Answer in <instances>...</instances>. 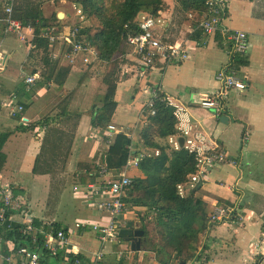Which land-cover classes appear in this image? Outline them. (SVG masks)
Returning a JSON list of instances; mask_svg holds the SVG:
<instances>
[{"label": "crops", "instance_id": "obj_1", "mask_svg": "<svg viewBox=\"0 0 264 264\" xmlns=\"http://www.w3.org/2000/svg\"><path fill=\"white\" fill-rule=\"evenodd\" d=\"M21 2L22 0H17V3L20 4ZM46 8L47 12L45 11V14L48 17H52L54 13H63L59 6L54 3L46 4ZM4 16V0H0V33L4 32L7 34L5 30L6 24L2 21ZM64 18H66L65 13ZM236 19L246 29L242 31L248 34L249 54L247 59H249V65L244 67L242 72L244 76L248 77L249 83L245 90L232 91L229 94L224 108V110L228 111V123L222 120L218 121L219 110H209L199 104L201 96L212 95L221 86L220 81L216 80L214 76L218 71L226 69L230 61L228 49L222 50L215 47L214 39L216 36L208 39L207 47L194 46L190 44L191 41L182 39L180 42H187L189 46V57L180 65L154 68L142 83L136 80V66L131 67L128 69L127 76L122 84L121 100L117 91L119 107L113 119V124L116 125L118 131H126V129L127 131H132L140 128L142 114L152 95V91L149 94L150 89L148 87L155 86L161 92L166 93L170 101L178 105L184 121V127L187 130H192V138L201 142L202 146L216 142L219 144L220 149L224 150L228 155L229 162L211 171L205 178L204 183L207 184L210 191L214 194L232 201L234 203L232 208L236 211V215L225 223L216 224L211 228L207 234L205 248L191 264H201V260L205 257L210 258L207 264H255L256 258L263 257L260 264H264V47L259 44L264 41V0H231L230 9L223 21V25L226 28L236 30L226 25L227 21L235 25ZM169 22L163 34L167 31ZM256 23H260L262 27L254 30ZM251 32L257 33L254 43L251 42ZM27 34H31V30H28ZM252 44H254V50L251 52L250 46ZM0 47H2V44H0ZM28 49L30 50L29 47ZM60 50L61 56H64L60 64L65 67L67 46L63 42L60 45ZM13 54V50H10L8 57L4 61L0 60V63H4L3 69H0V73H2L0 76V133L13 132L4 147L7 159L0 176L3 183L13 185L16 192L22 193L25 191L24 187L13 183V175H10L9 171L16 172L17 170L33 169L38 160L41 141L43 140H40V138L45 132L42 130H62V128L58 124L51 125L48 128L38 126L34 131H29L32 136L27 144V139L24 137L27 131L18 129L20 125L27 126L14 118H8L6 114L3 115L4 112L1 111V106L6 100L10 99L11 95L22 91V94L18 95L27 106V108L25 107L26 114L31 124L32 121L38 118L54 117L57 114L55 112L57 110L56 107L63 102L69 92H66L67 86L62 85V83L60 86H52L56 83L53 80L47 85L50 88L48 91L50 94L35 92V95H33L36 88L30 92L27 91L21 74V83L17 82V87L16 85L12 86L13 81L7 79L4 74L7 69V61L12 58ZM251 58L254 60V64L251 62ZM39 68H41L40 64L35 66L28 64L21 69L35 71ZM70 75H72V72ZM144 83H148L149 86H145ZM92 85H94L93 81L85 85V90H87L86 86L90 88ZM13 88L15 89L13 90ZM55 89L57 90L55 91ZM30 94L31 96L28 99ZM79 96L80 93H77L73 97L74 102L71 106L73 110L78 111L75 102H77L76 98H79ZM120 103L124 104V106H120ZM90 108H92V105ZM33 110L35 111L33 113L35 116L31 114ZM135 110L139 112L138 119L135 117ZM78 113L82 112L78 111ZM230 115H236L234 121H232ZM127 116H131L130 120H127ZM133 124L134 127L131 129L129 125ZM77 133L76 148L72 156V160L74 162L77 161L76 168L79 164L78 162H90L93 159L95 145L101 143L100 134L92 126L91 117L87 113H82ZM84 144H87V147H85L84 153H81L80 147ZM133 146L136 147L137 143L134 142ZM134 149H138V146ZM69 173V170H64L62 174L66 175H62V177H67ZM41 177L47 178V174H43ZM63 179L65 178L61 180ZM61 180L59 181L60 184H62ZM64 183L65 185L61 186V189L64 188L63 202L67 201V196L64 192H68L66 190L68 183L66 180H64ZM91 186H94V188H91ZM76 187L79 190H76ZM55 190L58 192L57 188ZM87 190L93 193V197L84 195ZM99 192L92 182L87 186L73 184V200L81 204L84 220L92 217L97 218L94 224H90L87 221L77 223L87 224L88 226L107 225L109 223L110 216L100 211L97 205ZM201 196L209 204L216 202L209 196ZM20 199L22 200V198ZM25 207L27 208V206ZM35 213L31 210V214ZM31 214L28 211H24L23 217L31 218ZM61 217L54 216V222L61 223ZM240 217H242V221H240ZM39 218L45 219L43 217ZM15 219L21 220V216L17 215ZM42 220L40 222L43 223ZM62 224L69 228L70 246L68 249L60 250L57 254L49 256L51 259L50 263L77 264L75 262L77 259L73 261L71 257L74 253L83 256L80 264H90L91 260H94L104 248V243L100 240L99 235L92 230L75 229L76 224L72 226L70 224ZM7 241L5 248L2 247L1 249V254L4 257L10 256L11 249L16 247L14 241ZM7 245L8 249H6ZM121 253H118L120 257L118 258L112 252H107L99 259V263L157 264L155 253L147 251V249L140 252L138 260H135V258L133 260L128 259V252H123L124 256H121ZM125 253L127 256H125ZM4 257L0 255V264H10ZM107 257L111 258L110 262L108 261L109 263L105 261Z\"/></svg>", "mask_w": 264, "mask_h": 264}, {"label": "trees", "instance_id": "obj_2", "mask_svg": "<svg viewBox=\"0 0 264 264\" xmlns=\"http://www.w3.org/2000/svg\"><path fill=\"white\" fill-rule=\"evenodd\" d=\"M61 1H68L77 6V17L80 19L73 25L68 24V27L77 28L80 41L88 44L99 54L98 59L94 57L85 67L77 84V90L89 77L91 71L99 68L102 86L100 94L95 98L91 108V124L100 134L101 143L98 146H105L109 138V127L114 125L113 119L119 107L118 88L124 82L128 69L136 66L137 72L138 68L142 69L143 67L140 57L132 54L129 38L141 33L142 16L169 14L172 9L167 0H22L20 4L16 2L13 10L14 17L26 28H30L33 34L31 41L26 38L24 42H29L32 45L30 53L34 57H39L45 68V75L50 79L53 77L51 69L55 67L60 72H69L67 68L60 67L62 60L60 58V40L52 42L49 37H42L46 27H56L58 32H62L66 27L63 21L58 18V13L52 17L45 14L46 4L57 5ZM206 1L174 0L176 23L187 33L183 40L200 42L199 47L208 46V43H203L206 35L201 27L208 13ZM165 33L158 36L164 41L176 42V39L171 38L172 35L167 36ZM214 43L218 49L229 50L230 48L221 34L216 35ZM27 45L29 46V44ZM130 53L133 55L132 57ZM52 54L59 56L55 59L51 57ZM247 58L238 57L231 71L243 75L242 69L249 65ZM155 63L156 67L167 66L159 63L158 60ZM80 64L84 65L82 60H80ZM27 72L32 73L39 81L38 75L41 72H38V69ZM144 85L149 86L148 83H144ZM18 94L21 95L22 91H19ZM24 105L27 108L25 103ZM176 110L168 101L167 94L160 92L159 100L155 102L153 109L147 106L142 114L146 119V126L140 132L138 149L131 150L129 148L133 141L128 134L120 130L119 134L117 133L116 142L108 152L105 153L102 149L99 150L102 153L97 152V155H100L97 161L99 163L93 159L86 164L79 163L74 175L76 183L81 186H87L90 182L98 184L103 179L101 174L103 167L117 171L139 151L146 149L151 154V157L142 161L136 170L137 174L130 187L132 197L127 201V205L129 208L137 209L136 220L144 231L145 247L147 251L155 253L156 261H159L160 264H191L198 257L205 248L207 234L211 227L216 225L209 223L215 206L232 209L233 214L226 221L236 215V211L232 208L234 203L211 192L206 183H203L197 191L194 190L199 182L190 187L192 176L197 172L198 156L196 153L190 152L185 147L179 150L167 149L165 143L157 142L159 138L167 139L181 133L178 129L179 120L176 117ZM152 112L155 114L152 115ZM60 115L76 116L78 124L82 117V113L74 111L70 106L64 108ZM224 116H228V111H219L218 121ZM53 121L54 117L38 118L32 121L30 126L20 125L18 129L30 131L38 126L48 128ZM129 126L132 129L134 124ZM12 134L13 132L0 133V173L4 169L7 159L4 147ZM157 150H160L158 156L156 155ZM80 169H84L85 173L80 172ZM180 186H185L183 195L180 193ZM200 195L209 196L216 202L209 204ZM3 209L8 221L6 225L0 227V235L5 237L6 241H14L16 247H19L24 240L22 231L25 229V225L12 222L8 227L11 222L9 218L13 213L23 214L28 209L25 208L19 212ZM34 223L44 232L64 230L69 233V228L60 222L46 224L35 218ZM5 246L6 243H4V248ZM6 249H8V245ZM128 253L131 256L130 259L133 260L134 253L129 250ZM71 257L73 261L83 258L80 254L74 253ZM261 258L263 257L256 258L255 264H260ZM50 260L49 256H45L43 264H51ZM209 261L210 258L205 257L201 260V264H207Z\"/></svg>", "mask_w": 264, "mask_h": 264}, {"label": "built area", "instance_id": "obj_3", "mask_svg": "<svg viewBox=\"0 0 264 264\" xmlns=\"http://www.w3.org/2000/svg\"><path fill=\"white\" fill-rule=\"evenodd\" d=\"M4 1L5 16L2 21L6 24V32H14L20 39L24 40L27 37V28L13 16L16 0ZM230 2L231 0L206 1L208 13L201 24L203 32L206 35L203 43L207 44L210 37L214 38L220 33L225 42L230 45L228 50L230 63L227 69H223L215 75V79L220 81L221 86L212 95L201 96L199 100V104L206 109L224 110L225 102L229 94L232 91L245 90L249 83L248 77L231 71L238 57H248L249 40L247 32L229 29L223 25V21L230 9ZM168 22L169 19L165 17V14H161L160 16L151 14L144 15L140 22L141 33L129 38V43L132 45V54L140 57L143 63L142 69H137V82H144L149 72L157 68L155 66L157 60L161 64L172 65L181 64L189 57V46L187 42H167L158 36L163 35ZM55 32V28H49L43 31L42 37H49L50 40L54 42L56 39L54 36ZM64 37L72 48V51L68 55L69 66L75 63L80 53L93 52L88 44L80 41L77 28H70V31ZM196 44L200 46V42H196ZM77 48L79 49L77 50ZM51 57L57 58V55L52 54ZM85 62H89L88 57L85 58ZM0 69H3V67L0 66ZM27 71V69L22 70L21 78L24 82V86H26L27 89H32L37 85L38 79ZM148 89H150L149 94L152 91V95L150 96L147 106L153 109L155 102L159 100L161 90L155 86H150ZM168 101L170 100L168 99ZM170 104L177 109L176 117L179 120L178 129L183 134L172 136L169 140H161V143H165L167 149L172 148L173 150H179L185 147V149L190 152L197 154V172L192 176L190 184V187H193L200 180H204L211 170L229 162V158L227 153L221 150L216 142H211L210 145L202 146L201 142L192 138V130H187L184 127V121L178 105L172 101H170ZM1 111L4 112L8 118H17L23 115L24 106L19 103L18 97L14 95L2 104ZM151 114L154 115L155 113L152 112ZM143 125H145V122ZM116 131V126L110 125L107 144L112 145L115 143ZM135 131L136 129L133 134ZM181 138L184 139L183 146L181 144ZM159 154L160 150H157L156 155L158 156ZM149 157H151V154L147 150H142L139 151L137 155L130 157L128 162L117 171H111L107 168L102 169L101 174L104 176V180L100 188L96 187V190L100 191L97 196V205L101 211L106 212L110 216V221L107 225H95L92 228V231L96 232L100 240L104 243V248L97 254L94 260H91L90 264H100L99 259L105 255V253L112 252L113 248H115L116 239L119 238L118 233L120 229L124 227V222L122 220L126 214L127 201L132 197V192L130 191L134 178L132 171H136L141 162ZM91 188H94V186H91ZM75 189L79 190L77 187ZM184 191L185 186H180V193L182 195ZM21 201V199L17 198L14 186H11L9 183H3L0 176V227L6 225L8 221L6 214L2 212V208H6L13 212L22 211L24 208L18 209ZM232 214V209L215 206L211 213L209 223L221 224ZM17 215L21 216V220L15 219ZM4 218L6 222L2 224L1 221H3ZM9 220L11 221L8 224L9 227L12 222H19L25 225V229L22 231L24 236L23 242L20 243L19 247L11 249L12 252L8 257H4V255L1 254L4 243L8 241L0 235V255L10 264H43L45 256L55 255L60 250L68 249L70 246V234L66 233L64 230L44 232L42 228L35 226L34 219L23 217L22 213H13ZM86 226V224L80 223L76 225L77 229L81 230L85 229ZM118 247L124 248V242L122 240ZM128 255V259H130L131 256L130 254ZM121 256H124L123 252ZM80 261L81 259H77L75 262L80 264Z\"/></svg>", "mask_w": 264, "mask_h": 264}, {"label": "rangeland", "instance_id": "obj_4", "mask_svg": "<svg viewBox=\"0 0 264 264\" xmlns=\"http://www.w3.org/2000/svg\"><path fill=\"white\" fill-rule=\"evenodd\" d=\"M16 2H17V0H16ZM16 2H15V4H16ZM167 2H168V4H170L172 11L169 14H165V17L170 20V28L166 31L165 35H167V36L172 35L171 38L176 39V42H180V41H182V39H184L186 37L187 33L184 29H181L179 27V25L176 23V20H175L176 5L174 3V0H167ZM57 6H59V9L62 10L63 13L66 14V18H63L60 20L63 21V24H65V26H67V27H64L62 32H58V29L56 27H52V26L46 27L43 31H45L49 28H55L56 32L54 33V36L56 39L54 42L60 40L61 43L63 42L67 46V50L65 52V58H66L65 68H67L69 70L68 73L59 72V69L57 67H55V68L51 69V71H53L52 79L47 78V76L45 75V70H44L45 68L42 64V61L39 59V57H34L33 54L30 53L32 45H30L29 42L28 43L24 42V40L26 38H28L29 41H31V38H33L32 37L33 34H32L31 29L27 28V31L31 30V34H29V35L27 34V37L24 40L20 39V37L14 32H7V34L4 32L0 33V44H2V47H0V60L4 61L8 57L7 55L9 54L10 50H13V53H14L12 58H9L7 61V69H6L5 74H4V76L7 79H10L11 81H13L11 84L12 86L16 85V87H17V82L21 83L20 82V74L22 71V69H21L22 67H26V65H28V64H31L32 66L40 64L41 68L38 69V72H41L38 75L39 76L38 83H40V84L39 85L37 84L32 89H27V87H26L27 91L30 92L36 88L35 91L33 92V95H35V92L47 94V93H49L48 91L50 89L47 85H49V83L51 81L55 80L56 83H54V85H52V86H55V85L60 86L62 83V85L67 86L66 92H69L65 96V99L63 100V102L60 105H58V107H56L57 110L55 109L56 110L55 112H57V114L54 116L53 123H51L49 125V126H51V125H57L58 124L60 126V128H62V130L43 129L42 131H45V132H44L43 136L40 138V140L41 139H43V140L41 141L39 157H38V160L36 161L33 169H24L23 171L17 170L16 172L10 170L9 174L13 175V183H15V185H17V186L22 185L24 187V190H25L22 193L16 192L17 198L18 199L22 198V201L20 202V206L18 207V209L19 208L25 209L26 208L25 206H27L28 212L30 214H31V210H32V212H36L37 214L36 213L35 214L37 216L45 218L42 220L41 218L38 217L40 220L43 221V223H46V224L47 223L50 224V223L54 222V219H53L54 216H58V217L63 216L60 218L61 223L70 224L71 226L74 224L77 225L78 224L77 222H82V221H87L90 224H94L97 221V218L92 217V218H89L88 220H84L83 215H82L81 204L76 203L73 200V195H72L73 184L76 183V177L74 176L75 170L77 172V168L75 167L77 161L74 162L72 160V156H73L74 150L76 148V140H77V134H78L77 133L78 118L76 116H72V117H69L66 115L61 116L60 113L62 112V110L64 108H67L68 106H70V107L72 106V103L74 102L73 97L75 94L81 93V92L84 93L87 91L89 93L88 102L86 104L84 101H82V103H80V104L85 105L87 107V110H84V109L81 110L80 109L81 105H77L79 98H76L77 102H75V106L78 108L79 112L87 113V115L89 117H91V108L90 107H91V105L94 104L95 98L97 96H99L100 88L102 86L100 76H99V70H98L99 68H97V70L93 69L91 71V73L89 74V77L84 80V83H83L84 86L82 85V88H79L77 90V84H78V82L82 76V73H83L85 67L91 62V60L94 57H96L98 59L99 54L96 52V50L91 48L93 50V52H87V53L82 52V53H80L78 55V57L76 58L75 63L72 66H69L68 55L72 51V48H71L70 44L66 41V38L64 36L70 31V27H68V24H70V25L75 24V22L77 20H79L80 17H77L78 16V14L76 12L77 6L73 5L72 3L68 2V1H61V3L57 4ZM4 7H5V1H4ZM45 11L47 12V8L45 9ZM226 25L231 27V28H235L236 30L237 29L246 30L244 28V26L240 22H238L237 19H236L235 25L231 24L229 21L226 22ZM260 27H262V25L260 23H256V25H254V30H257ZM250 38H251V42L254 43L255 39L257 38V33L255 34L254 32H251ZM27 44H29V46ZM190 44L197 46L196 42H194V41H191ZM259 44L264 47V41H262V43H259ZM28 47L30 48V50L28 49ZM250 47H251V52H252L254 50V44H252ZM78 49L79 48H77V50ZM248 54H249V50H248ZM57 56H59V55L57 54ZM130 56L132 57L133 55L130 53ZM63 57L60 54V58H63ZM86 57L89 58L88 63L85 62ZM80 60H82V62L85 66L80 64ZM61 62H62V60H61ZM251 62L254 64V60H252V58H251ZM105 65L107 66V64H105ZM0 66H4V63L1 62ZM60 66H61V64H60ZM43 72H44V75H42ZM71 72H72V75H70ZM1 75H2V73H0V76ZM214 78H215V76H214ZM92 81L94 82V85H92L90 88H89V86H86L87 90H85V85L91 83ZM252 83H254V81H252ZM122 84L118 88V96H119L120 100L122 99V93H121L122 88H123ZM14 89L15 88H13V90ZM56 90L57 89H55V91ZM31 94L28 96V99L30 98ZM71 94H74V95L72 96ZM14 95H16L18 97L19 103L24 106L23 115L19 116L17 118H14V119L19 121L20 123L26 125V126H30V122H29L28 116L26 114V108H25L24 103L21 101L18 94H13L11 96H14ZM44 102L46 103V101H44ZM120 106H124V104L120 103ZM209 110H216V109H209ZM74 111H77V110H74ZM33 113H35L34 110L31 112V114H33ZM3 115H5V113H3ZM3 115H2V117H3ZM33 115L35 116V114H33ZM135 117H136V119L139 118V112L137 110H135ZM230 117H231L232 121H234L236 115L235 116L230 115ZM130 118H131V116H127V120H130ZM13 122L17 123L16 121H13ZM144 122H145V125H143ZM145 126H146V119L142 116L140 128L139 129L136 128V131L134 134H133V132L135 129L132 131H127V129H126V131H124L126 134H128L131 141H133V144L131 143V145L129 147L131 150H134V148H137V146L139 147V140L138 139H139L141 130ZM32 131H34V130H32ZM116 132L119 134L118 129ZM25 133L26 134H24V137H25V139H27L26 142L28 144L29 139H31L32 135L30 134L29 131H27ZM118 134H116V138H117ZM182 134L183 133L181 132L179 135H182ZM179 135H177V136H179ZM116 138H115V142H116ZM167 139L169 140V138H167ZM167 139H160L159 138L157 140V142L159 144H161V142H162L161 140H167ZM134 142L137 143L136 147L133 146ZM112 145H109L106 143L105 146L102 145V147H99L98 144H96L94 147V150H93L94 151L93 156H92L93 160H95L96 162L99 160L100 155H97V152L100 149L104 150V152L106 153L109 151V149ZM85 147H87V144H84L83 146L80 147L81 153H84ZM143 151H146V149H143ZM99 152H101V151H99ZM93 160H91V161H93ZM78 163L86 164L89 162L82 161V162H78ZM97 163H99V162H97ZM63 168H65V169H63ZM216 168H214L213 170H215ZM64 170L70 171V173L67 175V177H64V176L62 177V175H66V174H62V172ZM213 170H211V171H213ZM80 172L85 173L84 169H80ZM43 174L44 175L47 174V178L41 177V176H43ZM132 174L135 176L137 174V172L132 171ZM38 175H41V176H38ZM62 178H65V179L61 180ZM60 180H61L62 184H60V182H59ZM64 180H66L68 183L67 187H66V190L68 192H66V191L64 192L67 196V201L63 202V189L64 188L61 189V186L65 185ZM103 180H104V176H103V179H101L98 184L94 183V185L97 188H100ZM204 180H203V182H204ZM76 184H78V183H76ZM55 188H57L58 192L55 190ZM84 195H88V196L93 197V193H91L89 190H87ZM89 205H91V204H89ZM91 206H93V205H91ZM92 208L94 209V207H92ZM126 208H127L126 214L124 216V219L122 220L124 222V227L130 221L138 222L136 220L137 219V209L136 208H129L128 205H126ZM2 212H3V214H5L3 208H2ZM35 214H31L30 219L35 220V218L37 217ZM239 219H240V221H242V217H240ZM5 220L6 219L4 218V220L1 221L2 224L6 222ZM225 222H226V220H225ZM225 222H223V223H225ZM97 224H99V223H97ZM76 225H75V229H77ZM212 227H214V226H212ZM92 228H93V225L92 226L87 225L85 230H87V231L92 230ZM118 237H119V233H118ZM120 242H121V239L117 238L116 242H115V248H113V251H112V254L115 255L116 257L118 256L119 252H126V253L128 252L126 244H124L123 249L118 247ZM126 253H125V256H127ZM118 258H120V257L118 256ZM110 260H111V258H109V257L105 258V261H107V263H109ZM156 263L160 264L159 261H156Z\"/></svg>", "mask_w": 264, "mask_h": 264}, {"label": "water", "instance_id": "obj_5", "mask_svg": "<svg viewBox=\"0 0 264 264\" xmlns=\"http://www.w3.org/2000/svg\"><path fill=\"white\" fill-rule=\"evenodd\" d=\"M59 19L64 18V13L58 14ZM81 110H87L85 105L80 106ZM223 122L228 123L229 119L224 116L221 118ZM181 144L184 145V139L181 138ZM203 180H200L197 188L194 191H197L199 187L203 185ZM144 231L141 229V224L139 222H129L124 228L119 231V238L127 245L128 250L131 253H134L135 260H138L139 254L141 251H146L145 242H144Z\"/></svg>", "mask_w": 264, "mask_h": 264}, {"label": "bare ground", "instance_id": "obj_6", "mask_svg": "<svg viewBox=\"0 0 264 264\" xmlns=\"http://www.w3.org/2000/svg\"><path fill=\"white\" fill-rule=\"evenodd\" d=\"M80 97H79V99H78V104H80V103H82V101H84L85 102V104L88 102V98H89V93L86 91V92H81L80 93Z\"/></svg>", "mask_w": 264, "mask_h": 264}]
</instances>
